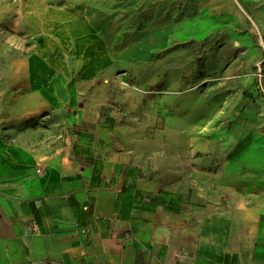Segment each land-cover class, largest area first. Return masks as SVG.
I'll return each instance as SVG.
<instances>
[{
  "label": "crops",
  "instance_id": "obj_1",
  "mask_svg": "<svg viewBox=\"0 0 264 264\" xmlns=\"http://www.w3.org/2000/svg\"><path fill=\"white\" fill-rule=\"evenodd\" d=\"M25 4L26 60L7 63L22 81L0 94V264H264V201L214 210L134 187L98 126L104 32L82 3L45 8L52 26Z\"/></svg>",
  "mask_w": 264,
  "mask_h": 264
},
{
  "label": "rangeland",
  "instance_id": "obj_2",
  "mask_svg": "<svg viewBox=\"0 0 264 264\" xmlns=\"http://www.w3.org/2000/svg\"><path fill=\"white\" fill-rule=\"evenodd\" d=\"M37 1L43 16L82 3L104 32L112 59L96 78L98 126L136 189L214 210L264 201V0ZM25 3L0 0L3 95L22 81L7 63L26 60Z\"/></svg>",
  "mask_w": 264,
  "mask_h": 264
},
{
  "label": "bare ground",
  "instance_id": "obj_3",
  "mask_svg": "<svg viewBox=\"0 0 264 264\" xmlns=\"http://www.w3.org/2000/svg\"><path fill=\"white\" fill-rule=\"evenodd\" d=\"M46 19V26H52V10H50L48 15L44 16ZM252 20V22L254 23L255 27L258 28L260 31L263 30V27H261L259 25V22H257L255 19L253 20V18H250ZM87 28V25H86ZM85 29V28H84ZM88 29H90V26L88 25ZM106 59V58H105ZM89 63H90V68L92 69H97L98 67H100L101 65H105L106 64V60H103L100 56H96L95 53L92 54V56L89 59Z\"/></svg>",
  "mask_w": 264,
  "mask_h": 264
},
{
  "label": "built area",
  "instance_id": "obj_4",
  "mask_svg": "<svg viewBox=\"0 0 264 264\" xmlns=\"http://www.w3.org/2000/svg\"><path fill=\"white\" fill-rule=\"evenodd\" d=\"M263 64L260 65V68L258 69V74H257L262 83L264 82V66H263ZM29 229H30V231L34 230L33 227H29Z\"/></svg>",
  "mask_w": 264,
  "mask_h": 264
}]
</instances>
